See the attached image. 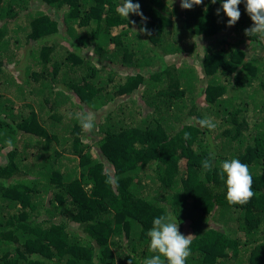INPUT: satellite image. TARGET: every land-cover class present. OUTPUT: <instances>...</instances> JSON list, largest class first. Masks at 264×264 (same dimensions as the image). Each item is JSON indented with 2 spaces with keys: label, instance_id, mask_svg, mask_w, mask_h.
I'll return each instance as SVG.
<instances>
[{
  "label": "trees",
  "instance_id": "16d2710c",
  "mask_svg": "<svg viewBox=\"0 0 264 264\" xmlns=\"http://www.w3.org/2000/svg\"><path fill=\"white\" fill-rule=\"evenodd\" d=\"M132 2L146 21L119 0H0V264H143L169 213L193 235L185 264H264V41L245 0L232 26L222 0ZM231 159L244 205L225 198Z\"/></svg>",
  "mask_w": 264,
  "mask_h": 264
},
{
  "label": "clouds",
  "instance_id": "9594fccd",
  "mask_svg": "<svg viewBox=\"0 0 264 264\" xmlns=\"http://www.w3.org/2000/svg\"><path fill=\"white\" fill-rule=\"evenodd\" d=\"M215 3L216 0H210ZM202 0H180V7L182 9H191L194 5H200ZM241 0H222L221 8L217 9V14L221 9L228 17L227 26L234 25L240 18V11L238 5ZM245 11L249 15L252 25L244 29L245 35L249 37H258L260 41H264V0H245ZM116 12L128 20L130 13L138 15L143 21L147 18L143 16L140 11V4L133 3L132 0H119L116 7ZM135 24V21H130ZM141 32H146L145 27L139 29ZM80 123L81 128L85 132H91L95 127V116L78 113L74 117ZM201 128L212 130L216 124L207 116L197 120ZM189 132H184L183 139L190 138ZM9 147L12 146V141H6ZM202 167L205 170H210L212 164L208 159L203 160ZM219 175L224 181L226 188L225 198L230 205H244L254 195L252 191L253 179L249 172L247 164L242 163L238 159L224 160L219 165ZM106 183H113V178L109 177ZM179 221L177 216L170 213L161 215L153 219L152 227L147 232L149 237V251L155 253L150 258H146L143 264H185L186 258L190 256V244L192 243V234L184 235L178 229ZM129 264L131 262L129 261Z\"/></svg>",
  "mask_w": 264,
  "mask_h": 264
},
{
  "label": "rangeland",
  "instance_id": "374dc122",
  "mask_svg": "<svg viewBox=\"0 0 264 264\" xmlns=\"http://www.w3.org/2000/svg\"><path fill=\"white\" fill-rule=\"evenodd\" d=\"M18 71H20V69L16 68V71H15V72L17 73ZM16 76H17V77L19 76V78L22 77L21 74L16 75ZM16 81L18 82L19 79L17 78ZM10 91H11V88L9 87V88L6 90V92L9 93V94L11 95ZM2 158H3V157H2Z\"/></svg>",
  "mask_w": 264,
  "mask_h": 264
}]
</instances>
